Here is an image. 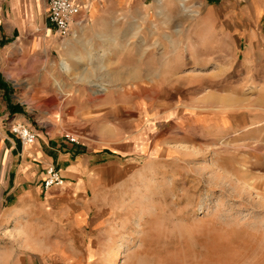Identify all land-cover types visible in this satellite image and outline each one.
I'll use <instances>...</instances> for the list:
<instances>
[{"label":"rangeland","instance_id":"1","mask_svg":"<svg viewBox=\"0 0 264 264\" xmlns=\"http://www.w3.org/2000/svg\"><path fill=\"white\" fill-rule=\"evenodd\" d=\"M78 5L0 43L29 124L86 159L61 185L85 215L48 222L62 264H264V0Z\"/></svg>","mask_w":264,"mask_h":264},{"label":"crops","instance_id":"2","mask_svg":"<svg viewBox=\"0 0 264 264\" xmlns=\"http://www.w3.org/2000/svg\"><path fill=\"white\" fill-rule=\"evenodd\" d=\"M75 1L80 5L83 3V0ZM45 8L47 0H0V43L9 42L15 33L22 31H28L30 35L46 31L50 36L55 31L47 15L40 13ZM21 16L28 20H21ZM69 42L67 39L66 43ZM84 57L77 56V62L83 63ZM62 66L66 72L71 69L66 59H62ZM13 86L5 74L0 73V264H48L49 250L57 251V264H62L61 251L66 248L61 239L56 247L49 243V218H74L73 222L78 225L85 211L75 203L70 190L55 185L45 191L42 180L48 166L54 165L67 186L73 185L72 191L76 192L86 184L83 179L77 181L86 159L73 144L48 137L45 127H34L38 137L30 145L22 144L9 132L3 125V120L8 117L31 123L20 107L22 99L12 92ZM91 158L95 161L97 155ZM73 204L74 209H71ZM29 223L34 224L33 230H29ZM9 232L15 237H8ZM27 235L30 240L26 239Z\"/></svg>","mask_w":264,"mask_h":264},{"label":"built area","instance_id":"3","mask_svg":"<svg viewBox=\"0 0 264 264\" xmlns=\"http://www.w3.org/2000/svg\"><path fill=\"white\" fill-rule=\"evenodd\" d=\"M79 12L80 7L74 0H49L48 17L63 36L70 32L73 17ZM3 125L9 132L16 135L24 145L33 144L38 137L36 130L30 124L18 121L14 117L3 120ZM67 137L72 142L76 141L74 136L67 134ZM46 172L47 176L43 181L44 190L63 184L64 179L55 166L49 165Z\"/></svg>","mask_w":264,"mask_h":264},{"label":"bare ground","instance_id":"4","mask_svg":"<svg viewBox=\"0 0 264 264\" xmlns=\"http://www.w3.org/2000/svg\"><path fill=\"white\" fill-rule=\"evenodd\" d=\"M208 73H213V71L212 72L210 71ZM195 75H201V73L200 72H196ZM115 264H117V262H115Z\"/></svg>","mask_w":264,"mask_h":264}]
</instances>
